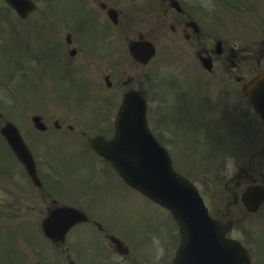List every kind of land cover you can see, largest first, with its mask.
<instances>
[{"label":"flooded vegetation","instance_id":"1","mask_svg":"<svg viewBox=\"0 0 264 264\" xmlns=\"http://www.w3.org/2000/svg\"><path fill=\"white\" fill-rule=\"evenodd\" d=\"M34 1L41 7L33 11L30 19L29 37L32 48L30 51L26 49L23 52L24 58L17 59L15 73L35 80L50 78L48 84L52 86L51 91H57L59 94L61 83L52 80L56 78L64 80L71 75H80L82 79H85L83 57L87 56L88 47L96 48V50L101 47L121 49L122 54L113 58L106 65L105 71L111 80L117 79L122 74L127 81L123 84L133 85L137 77L135 68H139V63L127 57L126 43L129 44L135 39L148 38L157 44V34L163 33L169 36L172 42L171 48H177L185 53H195L201 57L210 55L209 50L206 49L214 40L212 31L215 24L210 19L212 6L204 2L200 3V0H77L89 13L83 11L79 5V8L75 10L64 11L62 18L55 11L75 6L72 3L74 0ZM112 8L117 10V21L112 20L110 14ZM135 9H138L143 16H138ZM136 20L140 21L136 22ZM137 26L138 28L135 29ZM217 31L227 30L220 27ZM136 32L139 35H136ZM195 48H201L202 51ZM53 52L57 55L55 63L49 61V55L54 56ZM60 53H64L66 58H62ZM94 62L101 73L103 64ZM236 65L240 63L236 62ZM220 66L230 68L224 59ZM229 74L233 75L231 71ZM100 84H102L101 77ZM34 94L41 97L47 96L46 90L39 88L34 89ZM43 101L46 104L44 114L46 121L64 119L69 116L68 109H54L46 100ZM241 184V179L232 177L227 181L224 190ZM235 196H231L228 190L224 194L225 215L232 214L235 206H237L236 210L244 209V205ZM69 263L77 264L75 261H69Z\"/></svg>","mask_w":264,"mask_h":264},{"label":"rangeland","instance_id":"2","mask_svg":"<svg viewBox=\"0 0 264 264\" xmlns=\"http://www.w3.org/2000/svg\"><path fill=\"white\" fill-rule=\"evenodd\" d=\"M262 10L260 7L255 3L254 0H238L235 1L232 8L225 7L221 10V14L223 17L230 21L232 24L237 25V22L240 21V19H244L246 21V27L248 30L245 29H233L231 31H228L226 33H222V40L225 43V46L228 47L229 45L234 46L236 48V51H238L239 59L242 61L245 71L244 75L249 76L252 73L257 72V68L264 69V56L260 60V64H258L255 52L258 49V46L261 44V42H264V0L260 1ZM170 38L168 35H165L163 33L157 34V41L160 43V49L161 50H171V49H164L165 45H168L170 43ZM165 41H168V43H165ZM161 53V52H160ZM162 55V54H161ZM190 57V61L185 65L179 58H169L166 61L162 59V57L159 55L156 59L152 61V63L149 65V69L152 71L151 75L152 78H156L157 82L151 79L153 90L150 92L151 95H154L156 98V101H152V107L156 106V102L159 103L162 100H167L168 102H173V99L175 100L179 93L184 92L185 89H187L188 81L190 77H187L189 74L188 69L190 67H198L197 69V76L199 73H203L205 76L204 83L206 85V88H208L210 91L215 92L216 94H220V100L215 101L211 106L201 105L198 101L193 102L191 101L192 94H202V98L204 100H210L213 101L211 98H209L205 91H203L200 87H191L187 94V103L185 105V108L181 110H174L172 112H169L170 114L168 118H174V120L177 122V127L173 130L174 136H175V144L177 146L176 152L173 153L174 157V164L176 168L179 171H182L186 174V171H190L192 176H196V178H200L197 176L198 170H192L194 168L200 169L207 160L211 159L210 156V148L208 145L205 144V142H201L198 139L195 138H201L205 135L204 131H201L198 128L199 122L202 121H213L215 124L219 125L224 120L223 119H217V116L215 114H212L211 112H206L205 115H203L204 110H206L209 107L212 108H218V109H224L225 106H227V103H231L233 107L232 116L239 117L238 112V106L242 107L246 111H248V104L246 100L242 97L240 93L241 85L235 80V77H232L231 79H228L227 72L224 68L218 66H214V69L211 72H207L206 70H202L201 66H198L195 61H193V56L188 55ZM176 59V60H175ZM3 62L2 60H0ZM4 63V62H3ZM139 68H135V72L137 73V79L134 80L133 84L135 82H141L143 80V76L141 75L142 71V65H138ZM243 67V66H242ZM256 69V70H255ZM238 71V69H236ZM250 71H252L250 73ZM180 73L183 76L179 78L178 80V74ZM203 76V77H204ZM168 77V81L165 83L164 78ZM147 79V78H146ZM174 82V85L171 84ZM119 85V83H117ZM155 86H158V89H154ZM172 87V90L169 91L168 87ZM103 86H100V89H102ZM115 89V90H114ZM117 85L115 88H105V92H102L104 95L109 93V96L113 98L114 94H117ZM165 96V98H164ZM240 97V98H239ZM102 99V98H100ZM249 103V102H248ZM181 115H178L179 113ZM158 114V113H155ZM209 114H212L210 116ZM167 120L169 121V119ZM161 119V118H160ZM165 118L163 120V123L170 125V123ZM162 122V119L161 121ZM194 124L195 132L191 133V127ZM172 126H176L174 121H172ZM168 129V128H167ZM170 131V129H168ZM224 131V129H223ZM171 132V131H170ZM170 142L173 141L169 138ZM203 169V168H201ZM200 169V170H201ZM264 169V166H263ZM186 170V171H185ZM211 178V177H210ZM203 178L201 179L202 182ZM212 182L210 180H204L203 185L205 187L204 191L208 193L211 197H214L215 195L212 194L211 189L209 188V183ZM216 193V192H215ZM131 201H134L136 203V206L138 204V194H131L129 196ZM144 209V208H142ZM96 211L100 215L104 216H110L111 212L116 215V223L114 224V227L118 228L120 231L125 233L128 237H131L134 234V231L136 230V226L133 222V215L130 210V208L124 206H118L115 203V199L110 195V193L106 192L102 196V201L99 207L96 209ZM149 216L151 218V222L148 223V226H151L157 230H160V232H164L165 228L163 225L160 224L159 217L155 216V212L151 211L149 213ZM256 216L252 220L256 221ZM128 220L129 223L127 226L122 224V221ZM260 222L259 227L261 225V230L264 233V213L259 217ZM171 227V230H175V226L173 224L169 225ZM250 226L253 227V225L250 223V221L242 220L238 223L233 235L234 236H240L244 238L243 240L248 244V246H254L255 249L258 251L257 255L255 257L256 261L255 264H264V251H261V247H264V239L259 240V243L252 238ZM251 231V232H250ZM256 232V229H254ZM6 236L1 235L0 240H4ZM165 238V233H164ZM163 238V239H164ZM162 239V240H163ZM147 240V239H146ZM162 242V241H161ZM131 255V254H130ZM129 255V256H130ZM123 261L120 262L122 264Z\"/></svg>","mask_w":264,"mask_h":264},{"label":"water","instance_id":"3","mask_svg":"<svg viewBox=\"0 0 264 264\" xmlns=\"http://www.w3.org/2000/svg\"><path fill=\"white\" fill-rule=\"evenodd\" d=\"M245 92L250 96L255 107L261 112V114L264 115V72H261L256 78H254L251 82H249L246 85ZM133 117L134 116L131 113L129 118L132 120ZM96 147L98 148L99 152L102 151L101 144H96ZM108 148H113V149L117 148L116 151H111L108 157L113 156V160H114L113 164L116 166V168L125 178L129 180L132 179L134 181L135 180L141 182L145 181L143 178L140 177L142 173H140V175H136L135 173V171L136 172L143 171V173L147 172L146 170L148 168V164L145 165L143 156L141 154L143 150V147L141 145L135 144L133 140H131L128 137H125L121 140V142L117 144L116 141H114L113 143L110 144V146H108ZM113 152H115V155L113 154ZM161 156H162L161 159L162 165L169 175L168 177L167 173H165V177L170 178L172 182H174L178 187H180L182 183L179 180L178 175H176L175 172L171 171L172 165L169 156L165 154H162ZM159 178H162V173H159ZM165 189L166 187L159 192H161V195H163V197H168V194L164 193ZM156 197L163 200V202L165 201L170 203L174 207V209H176L179 215H183L180 211V209H182V206L174 204L173 202H170L159 195H156ZM218 226H219L218 232L220 233V225Z\"/></svg>","mask_w":264,"mask_h":264},{"label":"bare ground","instance_id":"4","mask_svg":"<svg viewBox=\"0 0 264 264\" xmlns=\"http://www.w3.org/2000/svg\"><path fill=\"white\" fill-rule=\"evenodd\" d=\"M216 236H218V237H219V234L217 233V235H216ZM211 238H212V239H214V236H212Z\"/></svg>","mask_w":264,"mask_h":264}]
</instances>
